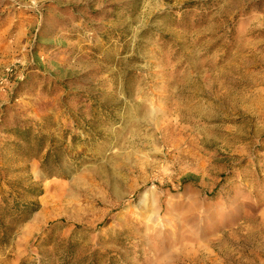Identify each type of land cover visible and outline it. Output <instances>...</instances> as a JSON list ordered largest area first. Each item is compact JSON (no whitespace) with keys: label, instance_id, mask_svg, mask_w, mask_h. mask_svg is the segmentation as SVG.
<instances>
[{"label":"rangeland","instance_id":"obj_1","mask_svg":"<svg viewBox=\"0 0 264 264\" xmlns=\"http://www.w3.org/2000/svg\"><path fill=\"white\" fill-rule=\"evenodd\" d=\"M0 264H264V0H0Z\"/></svg>","mask_w":264,"mask_h":264},{"label":"bare ground","instance_id":"obj_2","mask_svg":"<svg viewBox=\"0 0 264 264\" xmlns=\"http://www.w3.org/2000/svg\"><path fill=\"white\" fill-rule=\"evenodd\" d=\"M137 113L139 114V115H142L143 117L144 116H146V114H147V112L146 111H143V109H138L137 110ZM134 138H135V140L138 142L139 140H141V142H142V144H144V147L145 148H148L149 146H150V140L148 139V137H143L142 135H140V134H136V133H133V135H132ZM148 167H149V164H147V163H139V166H138V168L141 170V172H145V171H147V169H148ZM150 168V170L153 168V167H149ZM116 171V169L115 168H113V172L111 173V175L113 176V173H114V175H115V178H117V179H119V182L123 179V178H121V177H119L117 174V172H115ZM119 172V171H118ZM114 177V176H113ZM145 198V197H144ZM145 200V199H144ZM146 201V200H145Z\"/></svg>","mask_w":264,"mask_h":264},{"label":"trees","instance_id":"obj_3","mask_svg":"<svg viewBox=\"0 0 264 264\" xmlns=\"http://www.w3.org/2000/svg\"><path fill=\"white\" fill-rule=\"evenodd\" d=\"M7 204H8V202L5 201L4 205H7ZM22 205L24 206V209H26L27 212H29V213H32V212H34L36 210V207L35 208H31L32 204H30V203H24Z\"/></svg>","mask_w":264,"mask_h":264}]
</instances>
